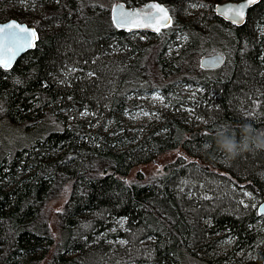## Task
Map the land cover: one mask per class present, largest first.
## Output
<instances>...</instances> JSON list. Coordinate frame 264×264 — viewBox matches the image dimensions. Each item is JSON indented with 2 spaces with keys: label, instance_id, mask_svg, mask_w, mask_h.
Segmentation results:
<instances>
[{
  "label": "trees",
  "instance_id": "trees-1",
  "mask_svg": "<svg viewBox=\"0 0 264 264\" xmlns=\"http://www.w3.org/2000/svg\"><path fill=\"white\" fill-rule=\"evenodd\" d=\"M22 1L0 0V21L43 30L35 49L0 68V126L29 137L6 149L0 134V264H181L186 252L208 264H264V149L228 158L217 144L222 128L237 140L245 124L264 133V0L239 27L215 14L221 0H155L173 22L141 48L102 12L111 0ZM190 5L204 8L181 20ZM104 15L109 26L90 33ZM177 24L187 42L164 56ZM117 41L125 53H111ZM214 42L230 50L227 61L202 69ZM185 84L199 88L192 116L180 106L192 98L180 94ZM155 90L164 103L138 122L137 95ZM178 149L192 160L179 157L150 180L124 178ZM66 188L54 228L46 206Z\"/></svg>",
  "mask_w": 264,
  "mask_h": 264
},
{
  "label": "rangeland",
  "instance_id": "rangeland-1",
  "mask_svg": "<svg viewBox=\"0 0 264 264\" xmlns=\"http://www.w3.org/2000/svg\"><path fill=\"white\" fill-rule=\"evenodd\" d=\"M134 1L135 2L129 4V6H131V7L142 6L145 4L146 1L150 2V1H155V0H134ZM28 2L34 3L35 0H24L21 2V4H22L21 7L28 9V5H27ZM119 2H122V1L111 0V1L107 2V4H103L102 12L108 16L110 23L113 22L112 9ZM203 8L204 7L202 5H190V7L186 8V9H180L178 11V13L181 14L180 19L184 21V20H187L190 17L194 16L195 11L202 10ZM214 12H215V9H214ZM46 19H49V17H47ZM108 19L104 15V23L103 24L101 22H99L98 20H95L94 28H92L90 26L91 24H89V21L87 22L86 26L87 27L90 26V28H89L90 33L92 31H100V30H103L104 27L109 26ZM112 24H114V22ZM178 27H180V26H178V24H177L175 36H174V38H172V40L170 41V43L166 49L169 52L166 51L164 53V56H168V55L173 54V53H178V51L180 49H182L187 42V38L182 34L181 30L177 29ZM41 29L39 28L40 32H41ZM165 34H166V32H162V35L159 37V36H151V34H148L146 32H129L128 34H125V37H128L130 42H134L135 44H137L139 46L138 48H141L144 45L149 46L153 43L155 45H157L159 42H161L163 40V35H165ZM113 36H111L110 38L113 42H115V37H113ZM117 42H118L117 45H115L114 50L111 53L118 54V55L125 53L126 47H124V45L122 43H120L121 41H117ZM218 42L220 43V41H218ZM218 42H214V44L206 46L203 50L205 55H211L214 53H224L227 55V51H230V50H224V47H222L223 45L222 46L219 45ZM127 50H129V49H127ZM201 57L199 58V62H198L199 67H200ZM76 70L77 69L74 68V72ZM198 89L199 88H196L195 86L185 84V85H182L180 90H179L181 95H186V96L191 95L192 96L191 99H189V97H187V101L190 100V103H188V105H186L184 103L180 104L181 110L183 109V111H186L188 116L193 115V106H192L194 104L193 97H194L195 92L198 91ZM134 97H136V96H134ZM137 98H138L139 102H138V104H136V106L133 108V112L130 114H133L135 120H137L138 122H140L142 120H146V121L150 120L152 115L156 114V111L158 110L159 106L164 103V98L160 94V91H158V90H155L153 92H149L146 94H139V95H137ZM34 112L37 113V111H34ZM51 125H54V127H55L54 120L51 121ZM44 127L49 128L50 127V121L48 123H46V125ZM18 129L19 128L14 126L9 121H5L0 126V134L2 136V143L4 144V148H6V149L17 148L19 146L26 144L29 141L28 135H25V133H23V130H18ZM179 157H184L187 161L192 160V158L190 156L185 154L184 150L178 149L174 152L160 155L154 161L136 166L130 172V174L125 176L124 178L128 182H132V181H135L137 179L139 173H141L144 177V180H150L153 176L164 173L166 166L171 164L175 160H177ZM247 190L248 189H246L245 191H247ZM240 192H242V191L240 190ZM247 195H248L249 199H253L255 204H258V202L261 200V198L258 197L255 193L248 192ZM68 197H69V189L66 188L59 196H57L54 199H51L47 203L46 208L50 214V220L52 221V227H54V228H55L54 225L56 224L57 219H58L56 217H58V213L63 210ZM53 223H54V225H53ZM226 241L229 242L228 239H226ZM106 243L110 244L111 246H116L117 244H121V245L123 244L120 241L117 242V241H112V240L106 241ZM228 247H229V243L224 248L227 249ZM181 264H208V262L202 258H199V257L192 255L189 252H186L182 256Z\"/></svg>",
  "mask_w": 264,
  "mask_h": 264
},
{
  "label": "snow or ice",
  "instance_id": "snow-or-ice-1",
  "mask_svg": "<svg viewBox=\"0 0 264 264\" xmlns=\"http://www.w3.org/2000/svg\"><path fill=\"white\" fill-rule=\"evenodd\" d=\"M256 3V0H247V4L251 5ZM246 5L241 3L239 5H224L223 11L231 13V20L234 24H239L244 18V9ZM120 8V6H117ZM114 12L116 9L113 10ZM163 14L161 20L156 18ZM143 16V21L137 20V17ZM227 18V16H226ZM113 22L117 27H127L133 25L136 28L140 27H153L156 24V31H160L158 26L161 23L165 25L170 22V17L167 16V10L159 5L153 6L152 10L141 12H127L120 9L119 15L113 16ZM38 39L37 33L34 29L12 21L5 25H0V68L10 69L13 61L17 55L27 49L36 46L35 41ZM261 212L264 213V205L261 206Z\"/></svg>",
  "mask_w": 264,
  "mask_h": 264
},
{
  "label": "water",
  "instance_id": "water-1",
  "mask_svg": "<svg viewBox=\"0 0 264 264\" xmlns=\"http://www.w3.org/2000/svg\"><path fill=\"white\" fill-rule=\"evenodd\" d=\"M260 1L261 0H256V3L248 5L247 4V0H226V1L219 2V3L216 4L215 12H216L217 16L221 17L226 22H228V23H230V24H232L234 26H238L239 27V26H242L243 24L246 23V21L248 19L249 11L251 10L252 7H254L256 4H258ZM241 3L246 5V7L244 9V18L239 24H234V23H232V20H231V13H225L223 11V6L224 5H228V4L239 5ZM155 5H159L160 7L166 9L167 10V16L170 17V22L169 23H167L166 25L164 23H161L158 26L160 28H164V27L170 26L172 24V22H173V16H172L170 10L168 9V7L164 3L158 2V1H150V2L145 3L142 6H137V7H131V6L127 5V4H125V3L119 2L112 9V18H113L114 15H117V16L119 15L120 9H123L124 11H127V12H141V13H144L146 11L152 10L153 6H155ZM117 6H120V8H117ZM114 9H116L115 12L113 11ZM226 16H227V18H226ZM162 17H163V14L158 16L156 19L157 20H161ZM136 19L143 21V16L141 15L140 17H137ZM12 21H16V22H18L19 24H21L23 26H26V27H28L30 29H34L36 31L37 37H38V39H36V41H35V44L37 46V43L40 40V31H39V29L35 25L28 24L27 22L20 21V20H18L16 18H10V19L5 20V21H0V25H5V24H8V23H10ZM115 26H116V24H115ZM156 26L157 25L154 24L153 27L136 28V27H134L133 25L130 24L127 27H117V26L116 27L118 29L129 31V32H146V33H150V34H155L157 32L155 30ZM36 46L34 48H30V49H27V50L19 53L17 55L16 59L13 61L12 67L10 69H12L14 67V65L16 64V62L18 61V59L21 56H23L29 50L35 49ZM226 61H227L226 54H224V53H214V54H211V55H204L203 57H201L200 66H201L202 69L215 70V69H219V68L223 67L225 65ZM10 69H5V70H10ZM262 205H264V198L258 204V212H259L260 215H264V213L261 212V206Z\"/></svg>",
  "mask_w": 264,
  "mask_h": 264
},
{
  "label": "clouds",
  "instance_id": "clouds-1",
  "mask_svg": "<svg viewBox=\"0 0 264 264\" xmlns=\"http://www.w3.org/2000/svg\"><path fill=\"white\" fill-rule=\"evenodd\" d=\"M217 144L228 158H235L239 153L250 150L252 145L264 149V133H257L250 124H245L241 128V138L237 140L234 133L222 128L217 131Z\"/></svg>",
  "mask_w": 264,
  "mask_h": 264
},
{
  "label": "flooded vegetation",
  "instance_id": "flooded-vegetation-1",
  "mask_svg": "<svg viewBox=\"0 0 264 264\" xmlns=\"http://www.w3.org/2000/svg\"><path fill=\"white\" fill-rule=\"evenodd\" d=\"M223 1H226V0H221L220 2H223ZM217 3H219V2H217ZM216 3V4H217ZM216 4H215V6H216ZM216 13V12H215ZM169 27V26H168ZM164 28H167V27H164ZM161 29H163V28H160V31H161ZM129 32V31H128ZM159 31H157L155 34H157Z\"/></svg>",
  "mask_w": 264,
  "mask_h": 264
}]
</instances>
